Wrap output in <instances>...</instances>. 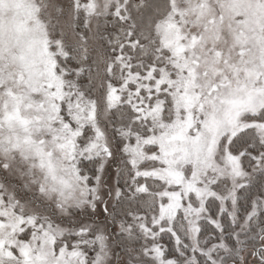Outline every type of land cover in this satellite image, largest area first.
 <instances>
[{"label": "snow or ice", "instance_id": "obj_1", "mask_svg": "<svg viewBox=\"0 0 264 264\" xmlns=\"http://www.w3.org/2000/svg\"><path fill=\"white\" fill-rule=\"evenodd\" d=\"M0 264H264V0H0Z\"/></svg>", "mask_w": 264, "mask_h": 264}]
</instances>
